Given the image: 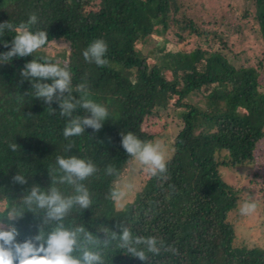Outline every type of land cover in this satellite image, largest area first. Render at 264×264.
<instances>
[{
	"label": "trees",
	"instance_id": "16d2710c",
	"mask_svg": "<svg viewBox=\"0 0 264 264\" xmlns=\"http://www.w3.org/2000/svg\"><path fill=\"white\" fill-rule=\"evenodd\" d=\"M249 1L264 43V0ZM171 11H180L177 0H0V25H12L0 29V230H14L15 243H44L63 227L77 233L73 257L82 259L87 250L104 264H264L263 247L236 243L228 217L239 195L220 173L222 167L256 163L264 139L259 84L264 46L256 65H238L217 31L200 28L185 15L170 16ZM33 14L36 21L28 24ZM248 15L246 9L243 17ZM21 23L33 34L45 32L47 42L42 51L8 56ZM171 23L179 40L187 33L208 47L199 42L190 51L167 50L164 33ZM154 37V56L137 49ZM97 39L108 46L103 67L83 56ZM54 40L68 44L65 62L44 51ZM33 61L67 70L68 90L56 89L51 100L38 96L36 85L52 86L56 78L25 75ZM192 95L203 105L193 103ZM86 100L109 113L99 130L83 123L93 118L83 107ZM66 101L74 107L62 114ZM170 103L181 128L167 171L151 176L133 202L117 209L112 192L135 158L123 139L132 133L151 141L142 125ZM76 119L83 133L66 138L65 127ZM58 158L83 160L95 171L70 182ZM78 187L89 193V207L74 201L61 219L50 217V209L35 200L27 203L33 190L51 196L55 189L66 201L80 194ZM81 228L84 232H78ZM125 230L132 238L129 247L144 251L145 260L121 247ZM137 238H154L158 252L135 243Z\"/></svg>",
	"mask_w": 264,
	"mask_h": 264
},
{
	"label": "rangeland",
	"instance_id": "374dc122",
	"mask_svg": "<svg viewBox=\"0 0 264 264\" xmlns=\"http://www.w3.org/2000/svg\"><path fill=\"white\" fill-rule=\"evenodd\" d=\"M97 2V1H96ZM247 0H177L180 6L176 17L185 15L194 19L196 25L209 31H217L222 39L226 42L227 51L235 62L246 66L256 65L262 58L263 40L259 32V27L255 22V8ZM249 10V15L244 18L243 13ZM179 32L177 26L170 24L165 31L164 36L167 39V50H186L190 51L200 42V38L189 36L183 33L184 40H179L176 33ZM155 38V37H154ZM156 39V38H155ZM146 46L141 43L137 44V49L142 50L145 55L150 57L155 55L151 52L154 42ZM202 42H200L201 45ZM202 46L208 47L207 44ZM68 44L64 40L51 41L44 49L47 55L55 61L65 62L68 52ZM42 51V49H39ZM259 84L264 91V71L260 74ZM191 101L199 103L200 96L192 95ZM203 105L202 102L200 104ZM176 107L173 103L164 110H161L156 116L145 119L142 129L147 134H152L151 141H163L166 145V160L171 155L172 142L178 130L181 128V121L176 115ZM256 163L253 165L237 166L220 169L222 178L232 185L239 195L237 206L229 213V219L234 223L236 243L243 244L247 247L261 246L264 248V139L258 144L255 152ZM144 165H141L136 158L125 169L122 178L117 182L116 189L125 185H131L128 194L124 200L115 201V207L122 209L134 201L138 193L150 179L152 175L145 171ZM255 202L257 210L251 215H242L240 207L244 202Z\"/></svg>",
	"mask_w": 264,
	"mask_h": 264
},
{
	"label": "clouds",
	"instance_id": "9594fccd",
	"mask_svg": "<svg viewBox=\"0 0 264 264\" xmlns=\"http://www.w3.org/2000/svg\"><path fill=\"white\" fill-rule=\"evenodd\" d=\"M35 21L36 16L34 14L30 15L28 24L35 23ZM3 27L11 28L12 25H0V29ZM15 31L17 35L14 41V48L12 52L8 53V56H12L16 53H19L21 56L31 54L44 46L47 42L45 32L39 31L33 34L24 23H21ZM107 51L108 46L106 42L102 39H97L90 43L87 50L83 52V56L86 61L94 60L97 66L103 67L108 64V60L103 58ZM27 69L28 71L24 73L25 75L30 74L33 77L56 78L52 86L36 85L38 89L37 95L40 97H47L51 100L56 89L63 92L69 88L71 80L70 73L56 65H42L33 61L27 65ZM61 107L64 110L62 114H67L70 113L74 105L66 101ZM83 107L89 109L93 117L92 119H85L83 123L99 130L102 126L100 122L109 115L107 109L91 100L84 101ZM82 133L83 128L81 127V121L76 119L65 127L63 135L67 138L79 136ZM11 147L15 149L16 146L11 145ZM123 147L129 154L134 156L141 165L146 166L145 171L150 175L155 176L158 172L164 173L167 171L166 145L163 141L142 142L132 133H129L123 139ZM58 164L61 169L69 174L68 179L70 182L72 176L83 180L95 171L93 165L76 158H58ZM109 171H111V169H109ZM16 179L22 181V177L17 176ZM131 188V185H125L122 188L115 189L112 192V199L116 202L124 200L128 194V190ZM77 192L80 193L78 196L65 201L55 189H53L51 196H45L43 194L37 195V191L33 190L27 203L31 204L33 200H35L40 207L47 206L50 209V217L61 219L74 201L79 203L83 208L89 207L91 203L89 200V193L82 187H78ZM256 210L257 204L255 202L246 201L240 207V213L242 215L254 214ZM78 232H84V229H78ZM85 235L87 236V233H85ZM15 237L16 232L14 230H0V264H104L98 254L87 250L83 252L82 259L73 257L71 254L77 245V233L64 230L63 227L53 231L44 243L38 245L32 242L17 244L15 243ZM88 238L91 240V237ZM121 239L123 241L121 247H128V251L141 260L147 258L144 251L129 247L132 238L127 230L124 231ZM41 240H43L42 236L36 237V241ZM135 243L145 244L149 252H158L156 240L154 238H137Z\"/></svg>",
	"mask_w": 264,
	"mask_h": 264
}]
</instances>
